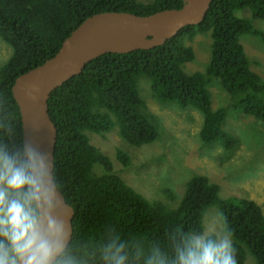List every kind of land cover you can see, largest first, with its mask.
I'll list each match as a JSON object with an SVG mask.
<instances>
[{"label": "trees", "instance_id": "16d2710c", "mask_svg": "<svg viewBox=\"0 0 264 264\" xmlns=\"http://www.w3.org/2000/svg\"><path fill=\"white\" fill-rule=\"evenodd\" d=\"M184 0H0V38L11 47L0 68V112L14 117L15 135L6 143L23 141L20 108L13 96L17 77L43 64L88 17L105 11L153 14L180 9ZM250 8L253 19H264V0H212L199 25H189L164 44L130 53H106L86 63L81 74L56 88L49 98V112L57 125L54 178L73 206L74 242H100L108 229L122 238L142 237L146 243L165 242L179 226L185 232L204 233V216L216 206L222 223L232 230L237 264H264V211L255 200L221 196L220 184L205 174H195L180 203L171 207L148 199L114 171L110 157L91 142L89 132L104 134L118 126V133L134 147L158 138V118L147 111L139 92V77L151 79L153 98L196 109L203 115L198 140L227 149L238 146L224 129L228 107L213 109L210 86L215 82L232 97V107L252 115L264 125V81L251 69L240 36L264 37L253 20L235 10ZM211 58L204 71L187 73L185 63L195 59L187 40L209 34ZM157 121V123H156ZM89 131V132H88ZM89 133V134H88ZM117 158L127 165L130 155L121 149ZM103 171L96 173L95 166Z\"/></svg>", "mask_w": 264, "mask_h": 264}, {"label": "rangeland", "instance_id": "374dc122", "mask_svg": "<svg viewBox=\"0 0 264 264\" xmlns=\"http://www.w3.org/2000/svg\"><path fill=\"white\" fill-rule=\"evenodd\" d=\"M149 2L151 0H138ZM235 14L253 20L257 29L264 31V19H253L250 8H239ZM209 34H197L187 40L195 50V59L185 63L184 70L191 74L204 71L211 58ZM249 58L251 69L264 81V37L250 33L240 36ZM11 54V47L0 38V68ZM139 92L147 104V111L158 118V138L134 147L118 133V126L104 134L89 132L91 142L106 153L113 162L114 171L153 201L177 206L183 198L187 184L195 174H205L220 184L224 198L238 196L257 201L264 211V125L252 115L233 109L232 97L213 82L210 86L212 107H228L224 129L238 139L237 148L227 149L220 142L212 145L198 140L203 115L196 109H182L177 103H161L152 96L151 79L139 77ZM157 123V121H156ZM121 149L130 155L127 165L117 158ZM96 173L104 169L95 166ZM216 206L204 213V233L221 229L222 220Z\"/></svg>", "mask_w": 264, "mask_h": 264}, {"label": "clouds", "instance_id": "9594fccd", "mask_svg": "<svg viewBox=\"0 0 264 264\" xmlns=\"http://www.w3.org/2000/svg\"><path fill=\"white\" fill-rule=\"evenodd\" d=\"M14 117L0 112V264H237L232 230L185 232L174 227L165 242L127 239L108 229L100 241L74 242L59 218L63 207L51 161L25 138L10 146Z\"/></svg>", "mask_w": 264, "mask_h": 264}, {"label": "water", "instance_id": "95a60500", "mask_svg": "<svg viewBox=\"0 0 264 264\" xmlns=\"http://www.w3.org/2000/svg\"><path fill=\"white\" fill-rule=\"evenodd\" d=\"M180 9H165L143 15L126 11H105L85 19L63 41L59 51L15 80L13 96L20 108L23 140L31 139L48 155L54 178L57 125L49 112L51 93L82 73L86 63L106 53H130L164 44L189 25L201 24L212 0H184ZM56 184V182H55ZM63 207L59 218L66 220L73 236L75 210L58 188Z\"/></svg>", "mask_w": 264, "mask_h": 264}]
</instances>
